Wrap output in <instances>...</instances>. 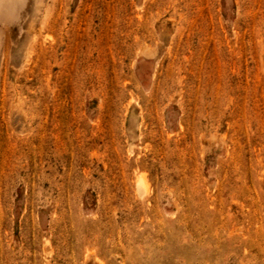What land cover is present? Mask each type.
Instances as JSON below:
<instances>
[{
  "label": "rangeland",
  "instance_id": "1",
  "mask_svg": "<svg viewBox=\"0 0 264 264\" xmlns=\"http://www.w3.org/2000/svg\"><path fill=\"white\" fill-rule=\"evenodd\" d=\"M0 264H264V0H0Z\"/></svg>",
  "mask_w": 264,
  "mask_h": 264
},
{
  "label": "bare ground",
  "instance_id": "2",
  "mask_svg": "<svg viewBox=\"0 0 264 264\" xmlns=\"http://www.w3.org/2000/svg\"><path fill=\"white\" fill-rule=\"evenodd\" d=\"M1 1H2V4L5 5V4L9 3V2H13L14 0H1Z\"/></svg>",
  "mask_w": 264,
  "mask_h": 264
}]
</instances>
